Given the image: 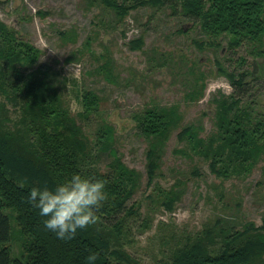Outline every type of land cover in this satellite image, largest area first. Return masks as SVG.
<instances>
[{"label":"trees","instance_id":"1","mask_svg":"<svg viewBox=\"0 0 264 264\" xmlns=\"http://www.w3.org/2000/svg\"><path fill=\"white\" fill-rule=\"evenodd\" d=\"M83 1L106 9L116 23L142 7H167L171 15L198 26L203 38L194 42L200 48L217 46V39L225 37L231 51L246 44L255 57L264 54V0ZM58 34L65 42L76 41L75 30ZM90 44L87 37L82 46ZM128 44L131 49H141L143 37ZM41 55L39 47L0 20V264H86L90 251L98 253L95 264H142L126 249L133 241L134 231L149 229L156 210L173 211L184 192L186 181L179 177L168 187L156 181L166 142L174 131L181 146L173 152L186 158H201L209 173L222 181L245 179L264 156V108L251 96L261 66L256 60L248 65L246 57L239 55L235 62L248 67L229 71L215 60L232 91L214 98L213 128L208 133L202 134L198 121L183 124L177 104H154L132 115L137 133L147 142L143 204L133 199L141 187L142 173L123 161L115 146V129L100 122L87 134L77 121L88 119L98 110L102 104L98 94L91 89L80 90L82 111L73 116L64 100L65 78L58 81L52 77L39 63ZM79 58L73 53L65 62ZM100 58L104 60L88 72L116 83L111 57L101 54ZM199 79H203L202 71L185 93L190 101L203 94L205 84ZM260 170L259 185L264 180V166ZM74 171L104 177L109 199L98 211L100 219L96 224L63 240L43 227L38 210L25 197L28 187L51 184ZM190 174L201 175L196 166ZM20 179L26 180L23 188L18 186ZM209 186L218 199H224L221 185ZM234 208L235 211L209 216L192 233L176 231L172 224L160 220V256L151 264H264V210L258 225L238 216L239 203ZM11 216L22 239L15 256L11 254Z\"/></svg>","mask_w":264,"mask_h":264},{"label":"rangeland","instance_id":"2","mask_svg":"<svg viewBox=\"0 0 264 264\" xmlns=\"http://www.w3.org/2000/svg\"><path fill=\"white\" fill-rule=\"evenodd\" d=\"M170 12L167 7H142L130 11L123 21L116 23L106 9L88 6L83 0H0V20L40 48L39 63L52 77L58 81L65 78L62 82L65 85L64 100L73 116L82 111L80 90L91 89L98 94L102 100L98 110L88 119L77 118V121L87 134L94 131L100 122L115 129V146L123 161L142 173L141 187L133 199L143 204L147 142L136 131L132 118L134 112L154 104H177L183 124L198 121L202 124V134L208 133L213 128L214 98L232 91L228 79L217 70L215 60L229 71H239L247 66L235 62L239 55L246 57L248 65L256 60L261 66V75L253 82L251 96L264 108V54L255 57L246 44L231 51L225 37L217 39V46L200 48L194 42L203 38L198 26ZM65 30L76 31L75 42L60 39L59 31ZM139 36L143 37V47L131 49L128 42ZM87 37L91 39L90 47L82 46ZM73 53L80 55L79 60L65 62ZM101 54L111 57L116 83L106 81L96 72H88L104 60L100 58ZM199 71L203 72V79L198 80L205 84L203 94L198 100L190 101L185 93ZM175 134L176 131L172 132L166 142L156 181L168 187L179 177L186 181L184 192L173 211L156 210L149 229L134 231L133 241L126 245V249L142 264H151L160 256L157 227L160 220L172 224L176 231L192 233L209 216L235 211L234 204L239 203L238 216L241 219L253 220L258 225L261 223L264 180L260 185L257 182L261 179L260 166H264V156L245 179L222 181L209 173L206 162L201 158L175 154L173 149L181 146ZM194 166L199 169L200 177L190 174ZM211 184L221 185L223 200L218 199L216 191L209 186ZM142 210L145 211L144 205ZM11 220V254L15 256L22 239L12 216Z\"/></svg>","mask_w":264,"mask_h":264},{"label":"clouds","instance_id":"3","mask_svg":"<svg viewBox=\"0 0 264 264\" xmlns=\"http://www.w3.org/2000/svg\"><path fill=\"white\" fill-rule=\"evenodd\" d=\"M107 183L94 173L74 171L51 184L28 187L25 199L38 210L43 227L66 240L100 219L97 213L109 199ZM25 185V179L18 181L19 187ZM97 257L98 253L90 251L86 264H95Z\"/></svg>","mask_w":264,"mask_h":264}]
</instances>
